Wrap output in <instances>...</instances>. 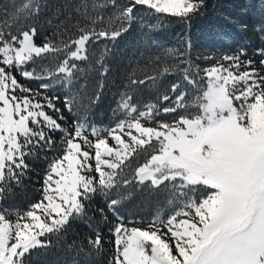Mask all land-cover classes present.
I'll return each instance as SVG.
<instances>
[{"label":"snow or ice","instance_id":"1","mask_svg":"<svg viewBox=\"0 0 264 264\" xmlns=\"http://www.w3.org/2000/svg\"><path fill=\"white\" fill-rule=\"evenodd\" d=\"M45 6L0 5V264H26L32 250L87 217L97 196L104 207L95 212L111 226L105 241L89 218L94 236L81 247L89 257L107 243V264H264V46L255 59L244 46L204 56L203 67L169 50L172 62L156 57L145 64L154 63L151 72L132 73L113 123L97 126L88 113L109 71L106 44L97 55L101 42L128 31L137 11L187 23L203 14L204 0H68L65 20L37 43ZM177 73L170 92L137 99L134 86ZM50 90L64 93L62 107ZM38 158L40 198L25 209L3 206ZM136 191L157 198L149 220L121 214Z\"/></svg>","mask_w":264,"mask_h":264},{"label":"trees","instance_id":"2","mask_svg":"<svg viewBox=\"0 0 264 264\" xmlns=\"http://www.w3.org/2000/svg\"><path fill=\"white\" fill-rule=\"evenodd\" d=\"M22 0H0V5L7 3L8 12L14 9ZM68 0H44L45 7L36 20L38 28L37 43L45 35H50L54 26L61 20H65L64 5ZM119 3L120 0H117ZM73 4L79 0H72ZM203 14L190 22L181 23L175 18L166 17L157 20L147 11L136 12L137 19L132 23L128 31L124 32L116 41H102L97 48V55L103 51L106 44L110 50L106 56V64L109 71L104 77V88L97 103L89 109V121L97 126H105L113 123L112 109L116 106L115 100L120 91L124 90L133 72L137 77H142L145 64L149 60L155 61L159 57L163 61L169 57V50L180 49L185 51L186 57L194 64L202 67L209 62L204 56L220 57L232 54L239 47L247 48L248 56L255 59L253 52L256 48L264 46L261 28H264V0H204ZM107 11H110L107 10ZM0 18L2 14H0ZM53 21V27H49L47 21ZM191 42L190 53L187 51V43ZM154 63L145 71L151 72ZM182 80V74L166 75L159 79L155 86L137 85V99L147 102L155 99L158 93L170 92L173 83ZM40 81L29 82L36 88ZM187 87H191L190 85ZM55 92L61 98L56 101L58 107L63 105L62 91L50 90L49 95ZM66 121H61L67 126L73 117L64 112ZM58 138V137H57ZM30 170L21 178L19 186L13 185L11 193H6L3 206L8 208L25 209L40 198L37 189L40 187V178L43 174L44 161L36 159L27 161ZM162 202V198L161 201ZM158 201L156 197H149L145 193L136 191L126 200L121 208V214L126 220H149L153 216ZM104 207L101 197L97 196L88 208V216L83 219L73 220L66 230L59 236L52 235L47 247L32 250L26 257V264H107V258L112 249L105 244V252L102 256L89 257L81 247L87 248L86 239L94 236L89 228V218L93 226L99 227L105 241L109 237L110 223L100 221V216L95 210ZM107 211V209H105ZM109 221L114 223L115 217L108 213Z\"/></svg>","mask_w":264,"mask_h":264}]
</instances>
